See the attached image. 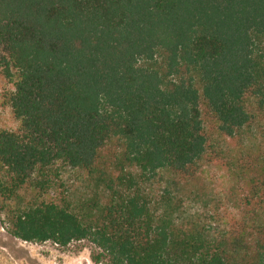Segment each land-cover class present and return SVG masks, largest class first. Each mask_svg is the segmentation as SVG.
<instances>
[{
    "label": "trees",
    "instance_id": "trees-1",
    "mask_svg": "<svg viewBox=\"0 0 264 264\" xmlns=\"http://www.w3.org/2000/svg\"><path fill=\"white\" fill-rule=\"evenodd\" d=\"M0 79L9 236L264 264V0H0Z\"/></svg>",
    "mask_w": 264,
    "mask_h": 264
},
{
    "label": "rangeland",
    "instance_id": "rangeland-1",
    "mask_svg": "<svg viewBox=\"0 0 264 264\" xmlns=\"http://www.w3.org/2000/svg\"><path fill=\"white\" fill-rule=\"evenodd\" d=\"M9 88L6 81L0 79V99ZM12 126L9 108L2 106L0 101V130ZM66 178L74 176L69 173ZM195 210L193 205L185 208L183 217H190ZM4 222V216L0 215V264H93L91 254L95 249L87 241L71 242L66 247L51 242L26 243L9 236Z\"/></svg>",
    "mask_w": 264,
    "mask_h": 264
}]
</instances>
